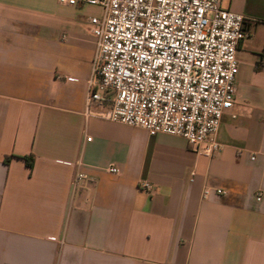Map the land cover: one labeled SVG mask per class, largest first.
I'll list each match as a JSON object with an SVG mask.
<instances>
[{
  "label": "crops",
  "instance_id": "0c3cea01",
  "mask_svg": "<svg viewBox=\"0 0 264 264\" xmlns=\"http://www.w3.org/2000/svg\"><path fill=\"white\" fill-rule=\"evenodd\" d=\"M222 7L245 20L211 152L87 110L99 6L0 0V264H264V0Z\"/></svg>",
  "mask_w": 264,
  "mask_h": 264
},
{
  "label": "built area",
  "instance_id": "2783aa9c",
  "mask_svg": "<svg viewBox=\"0 0 264 264\" xmlns=\"http://www.w3.org/2000/svg\"><path fill=\"white\" fill-rule=\"evenodd\" d=\"M58 1L102 10L89 19L95 50L88 111L98 105L101 118L150 135L182 136L190 144L208 142L211 152L221 148L214 136L234 101L242 14L223 8L224 0ZM82 176H75L74 185ZM142 186L155 189L149 182ZM208 193L204 189L203 196Z\"/></svg>",
  "mask_w": 264,
  "mask_h": 264
},
{
  "label": "trees",
  "instance_id": "16d2710c",
  "mask_svg": "<svg viewBox=\"0 0 264 264\" xmlns=\"http://www.w3.org/2000/svg\"><path fill=\"white\" fill-rule=\"evenodd\" d=\"M9 158H10V156H6V158H5L6 161H9ZM23 159L25 160L26 165H27L29 168H31L32 165H33V160H34L33 155H26V156H23Z\"/></svg>",
  "mask_w": 264,
  "mask_h": 264
}]
</instances>
